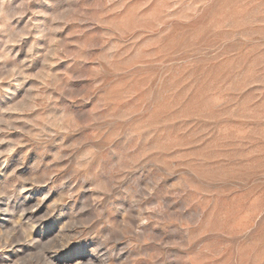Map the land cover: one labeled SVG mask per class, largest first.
Returning a JSON list of instances; mask_svg holds the SVG:
<instances>
[{
    "label": "rangeland",
    "instance_id": "obj_1",
    "mask_svg": "<svg viewBox=\"0 0 264 264\" xmlns=\"http://www.w3.org/2000/svg\"><path fill=\"white\" fill-rule=\"evenodd\" d=\"M0 264H264V0H0Z\"/></svg>",
    "mask_w": 264,
    "mask_h": 264
}]
</instances>
